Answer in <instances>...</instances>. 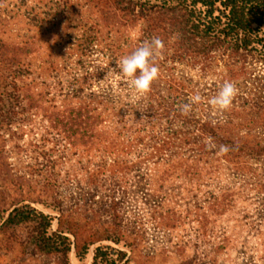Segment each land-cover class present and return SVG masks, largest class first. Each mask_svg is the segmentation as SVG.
I'll list each match as a JSON object with an SVG mask.
<instances>
[{
  "label": "rangeland",
  "instance_id": "374dc122",
  "mask_svg": "<svg viewBox=\"0 0 264 264\" xmlns=\"http://www.w3.org/2000/svg\"><path fill=\"white\" fill-rule=\"evenodd\" d=\"M161 24L111 0H0V105L10 116L0 126V214L29 206L53 216L54 230L76 234L71 264H91L104 246L132 264H264V151L221 153L199 127L263 146L264 64L226 43L193 51L203 41ZM152 37L165 45L159 77L139 94L119 61ZM226 81L238 94L220 113L207 101ZM196 93L201 103L182 115ZM76 107L84 135L74 139ZM50 187L60 213L41 202ZM32 234V223L0 224V264H59Z\"/></svg>",
  "mask_w": 264,
  "mask_h": 264
},
{
  "label": "trees",
  "instance_id": "16d2710c",
  "mask_svg": "<svg viewBox=\"0 0 264 264\" xmlns=\"http://www.w3.org/2000/svg\"><path fill=\"white\" fill-rule=\"evenodd\" d=\"M114 4H122L123 10L132 15L148 17L154 29H162L161 23L169 22V29L176 33L177 38L186 40H201V47L190 45L193 51H204L214 48L216 45L226 43L236 52H251L264 64V0H111ZM137 10V13L134 11ZM133 11V13H132ZM11 64L17 60H9ZM2 79V78H1ZM1 82V80H0ZM0 90V101L3 99ZM80 107L76 111L70 110V131L74 139L84 133L78 131L82 122H77L81 116ZM164 112L171 114V118L181 116L172 108H165ZM9 107L0 105V126L9 119ZM85 118V122H88ZM83 121V122H84ZM203 134L216 145H225L233 154L256 156L264 151V145L251 147L237 140L224 138L218 135L215 129L208 123L200 124ZM77 130V131H76ZM81 137V138H82ZM79 139V138H77ZM76 139V141H77ZM169 138L163 140L159 147H154L152 154H160L165 145H170ZM50 187L46 197L41 200L56 212H61L60 200L54 195ZM54 217L36 208L19 206L13 208L4 217L0 214V224L6 226L20 225L22 223L33 224L32 242L37 251L44 255H55L59 264H71L70 251L72 239L69 234L76 236L69 228L54 230L52 228ZM60 223V222H59ZM109 237V236H106ZM109 239V238H105ZM118 241V239L114 240ZM92 241H83L81 246L76 245L78 258H85L89 253ZM91 264H132L126 258V252L110 246L96 247L93 252Z\"/></svg>",
  "mask_w": 264,
  "mask_h": 264
},
{
  "label": "clouds",
  "instance_id": "9594fccd",
  "mask_svg": "<svg viewBox=\"0 0 264 264\" xmlns=\"http://www.w3.org/2000/svg\"><path fill=\"white\" fill-rule=\"evenodd\" d=\"M164 47V42L159 37H152L150 40L143 41L120 59L119 70L122 76L127 78L129 87L136 93L149 92L153 81L159 77V67L155 61L158 56L162 55ZM237 94L238 89L235 83L226 81L217 93L208 99L207 103L218 112L223 113L231 107ZM201 101L202 97L199 93L192 95L188 102L179 106L180 113L188 115L192 111L193 104H199ZM220 151L226 153L228 147L221 145Z\"/></svg>",
  "mask_w": 264,
  "mask_h": 264
}]
</instances>
